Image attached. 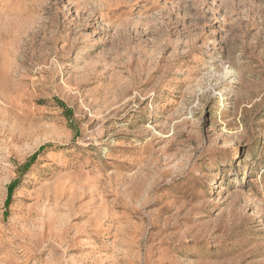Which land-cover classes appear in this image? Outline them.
<instances>
[{"label":"rangeland","instance_id":"374dc122","mask_svg":"<svg viewBox=\"0 0 264 264\" xmlns=\"http://www.w3.org/2000/svg\"><path fill=\"white\" fill-rule=\"evenodd\" d=\"M0 264H264V0H0Z\"/></svg>","mask_w":264,"mask_h":264},{"label":"trees","instance_id":"16d2710c","mask_svg":"<svg viewBox=\"0 0 264 264\" xmlns=\"http://www.w3.org/2000/svg\"><path fill=\"white\" fill-rule=\"evenodd\" d=\"M13 186H14V184L11 185L10 190H12Z\"/></svg>","mask_w":264,"mask_h":264}]
</instances>
